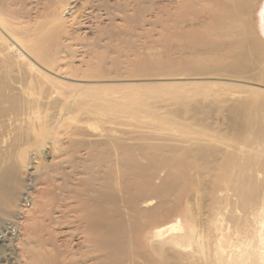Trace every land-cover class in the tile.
Here are the masks:
<instances>
[{
  "label": "bare ground",
  "instance_id": "1",
  "mask_svg": "<svg viewBox=\"0 0 264 264\" xmlns=\"http://www.w3.org/2000/svg\"><path fill=\"white\" fill-rule=\"evenodd\" d=\"M132 2L129 29L118 0H0V264H179L209 251L212 211L208 260L264 264V195L236 240L221 209H251L264 172L258 0ZM132 34L137 82H104ZM180 162L196 212L169 222Z\"/></svg>",
  "mask_w": 264,
  "mask_h": 264
},
{
  "label": "rangeland",
  "instance_id": "2",
  "mask_svg": "<svg viewBox=\"0 0 264 264\" xmlns=\"http://www.w3.org/2000/svg\"><path fill=\"white\" fill-rule=\"evenodd\" d=\"M257 4L258 5L256 8V12L252 15V18L254 21H256L258 23L257 38L264 45V24H263V22H264V0H258ZM133 5L134 4H133L132 0H129V1L128 0H118V27L129 28L130 26H132V24H130L129 22L133 20L132 17L134 16V12L132 11ZM262 10H263V12L260 13V11H262ZM259 14H260V16H259ZM127 16H128V18H130L129 22H125L124 18ZM142 16H144V15H142ZM131 28L132 27H130L129 29H131ZM134 31H135V33L142 32V31L137 30L135 28H134ZM135 36H136L135 34L134 35L132 34V35L127 37L128 40L130 42H133V43L128 44V45L127 44L118 45V66L115 67V72L118 71V78L116 77V74L114 72L112 74H109V75L105 74L102 76V79H104V82H106V80H107L108 83H111V84L118 83L119 84V83H124V81H132V82L136 81L135 79H131L133 76V73H131L132 68L131 67L129 68L130 65H128L126 63L128 61H127V59H125L126 57L124 56V55H128L129 59H133L131 61L138 60V58L141 56V54H140L141 49L140 50L138 49L139 45L141 44V40L138 41L137 36L136 37ZM142 41H144V40H142ZM137 44H139V45H137ZM131 45L136 46L135 51H136V53H138L136 56H134V54L132 53L131 48L133 46L130 47ZM94 69H97L101 73L108 72L110 70L109 64H108V69H107L108 71L107 70L105 71V69L102 67H94ZM68 80L73 81V79H68ZM112 80H113V82H112ZM263 85H264V81H263ZM221 115L222 114H218V116H217L218 117V125H221V123H222ZM210 118H213L214 121H216L215 120L216 116L210 115ZM118 136L121 137L122 135L118 133ZM255 146H257V144ZM226 151H228V149H226ZM233 154H235V151H233ZM179 166H180L181 172H182L181 177L183 178L185 184L180 188V190L178 192H176V194L172 195L169 199L170 203L173 205L172 207H170L172 216L170 217L169 222L175 221L176 218L178 216H181V215L185 219H188L191 214L193 215L196 212L194 210L193 204L192 203L188 204V207H187V202H186L187 197L193 195L196 192L195 185L193 182V178L196 175V170L194 169L193 166L184 165L183 162L173 164L174 169L175 168L177 169ZM262 168L264 169V163L262 165ZM263 169H262V171H263ZM259 177L262 181V183L260 184V194H259V197L257 198L256 203L254 205H252L251 209H249L248 211H244L243 209H241V206H238L240 209L235 210L236 206H234L232 204V202H230L231 204H229L228 202H223V204L221 205V209L230 211V216H232V213H233L234 217H236V218H234V220L231 219L232 220L231 221L232 227H231V224L227 225L226 223L223 222L224 233L228 232L229 234H231V237L233 240H236L238 238L237 233H240L241 236H245L244 232L251 230L252 226L255 224L254 215L257 212H259L261 202H262V198L264 195V179H263L264 178V172L263 173L260 172ZM214 180L219 186H224L226 178L223 175V173H221L219 175V177H214L213 181ZM230 194H231V192H230ZM227 195L231 196L229 194L222 193L220 191L219 192L218 191L217 192L212 191L209 194V197L210 198H213V197L220 198L221 196H223L226 198ZM232 200L233 199H231V201ZM178 202H179V205H177ZM205 213H206V211H205ZM207 214H208V218H209L207 220V225L210 227V231H209V234L205 233L204 235H208L209 238H207V239L210 240V241H208L209 242V251L207 252L206 248H202L200 253H196L195 255H192L194 257H191V256L182 257V259L184 261H180L179 264H214V262L212 260H208L207 257H208L209 253L211 255H214L216 253V251H215L216 241L220 235H218V233L215 232V226L214 225L211 226V222L215 219H218L220 215H219L218 211H212L211 213L208 212V213H206V215ZM238 217H240L241 220L237 221ZM243 217H246V219H244ZM205 218L206 217L204 215L202 217V221H205ZM245 220H247V221L245 222ZM236 222L238 224H236ZM193 223H195V221ZM240 225H241V227H240ZM199 229L197 228L198 231H199ZM204 230H206V229L204 228ZM204 239H200V241L202 243L204 241H206L207 240L206 236H204ZM78 240H79L78 238H75V242L76 241L78 242ZM169 250L172 253L180 254L179 250H175L171 246L169 247ZM180 255H182V254H180Z\"/></svg>",
  "mask_w": 264,
  "mask_h": 264
}]
</instances>
